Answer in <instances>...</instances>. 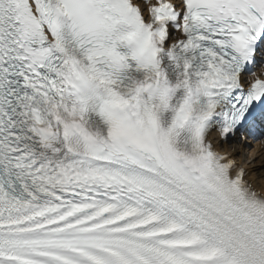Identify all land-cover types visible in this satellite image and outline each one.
<instances>
[{"label":"snow or ice","instance_id":"obj_1","mask_svg":"<svg viewBox=\"0 0 264 264\" xmlns=\"http://www.w3.org/2000/svg\"><path fill=\"white\" fill-rule=\"evenodd\" d=\"M256 141L264 0H0V264H264Z\"/></svg>","mask_w":264,"mask_h":264},{"label":"bare ground","instance_id":"obj_2","mask_svg":"<svg viewBox=\"0 0 264 264\" xmlns=\"http://www.w3.org/2000/svg\"><path fill=\"white\" fill-rule=\"evenodd\" d=\"M261 143L256 141V145L249 152V156L257 155L259 158L254 161L257 166L256 170L250 174L251 179L254 181L257 187L264 186V152L260 151Z\"/></svg>","mask_w":264,"mask_h":264}]
</instances>
